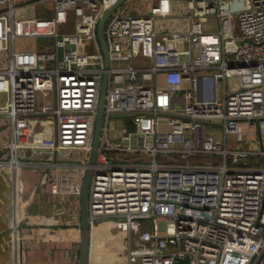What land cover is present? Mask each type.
I'll list each match as a JSON object with an SVG mask.
<instances>
[{
  "label": "built area",
  "instance_id": "2783aa9c",
  "mask_svg": "<svg viewBox=\"0 0 264 264\" xmlns=\"http://www.w3.org/2000/svg\"><path fill=\"white\" fill-rule=\"evenodd\" d=\"M134 1L107 21L106 68L98 29L118 0H0V117L12 131L0 165L14 184L15 264L25 167H45L52 207L69 216L58 225H76L81 243L77 173L92 166L105 73L88 264L99 262L102 225L103 239L125 241L128 264H253L264 253V0H186L182 18L172 0H146L143 14ZM172 18L179 29L158 30ZM131 113L135 129L115 123ZM203 155L223 162L158 160Z\"/></svg>",
  "mask_w": 264,
  "mask_h": 264
},
{
  "label": "crops",
  "instance_id": "0c3cea01",
  "mask_svg": "<svg viewBox=\"0 0 264 264\" xmlns=\"http://www.w3.org/2000/svg\"><path fill=\"white\" fill-rule=\"evenodd\" d=\"M163 23V20H158V30H164ZM10 125L8 118L0 117V145L10 141L12 136ZM255 147L260 148L261 145L257 143ZM8 156V150L6 152L0 150V161L6 160ZM44 170L45 167H25L21 173L20 232L24 237L22 244L24 264H79L80 244L74 240V237H79L78 227L58 225L69 216L55 213L52 207L51 186ZM58 171L56 169L54 172ZM13 185L11 174L0 165V264H15L16 261L11 240V226L16 206ZM104 232L105 229L101 226L97 233L99 237L97 264H128L126 249L118 242H113L114 240H104L102 238ZM110 244L116 246L113 251L109 247ZM253 264H264V253Z\"/></svg>",
  "mask_w": 264,
  "mask_h": 264
},
{
  "label": "water",
  "instance_id": "95a60500",
  "mask_svg": "<svg viewBox=\"0 0 264 264\" xmlns=\"http://www.w3.org/2000/svg\"><path fill=\"white\" fill-rule=\"evenodd\" d=\"M126 0H118L117 4H115L113 7L110 8L109 11L105 13L103 18L100 21L98 34H99V40H101V44L103 47L104 57H106V68H109L110 66V57H109V47H108V41L105 38V27L108 23V19L110 18V15L120 6L123 4V2ZM104 83L102 87V95L100 100V106H99V115L96 123V132H95V140L93 144V153L91 156L90 164L92 165L86 172L83 180H82V193L80 200L82 203L81 206V243H80V261L79 264H88L89 262V244H90V227H91V219L89 218V191L91 187V180L94 175V166L96 165L99 149H100V140L103 133V124H104V118L106 115L105 111V103H106V96H107V86L109 81V75L108 73L104 74ZM134 113H131L129 115H118V117H131ZM174 264H191V257L188 255L185 258H179L176 257L174 260Z\"/></svg>",
  "mask_w": 264,
  "mask_h": 264
},
{
  "label": "rangeland",
  "instance_id": "374dc122",
  "mask_svg": "<svg viewBox=\"0 0 264 264\" xmlns=\"http://www.w3.org/2000/svg\"><path fill=\"white\" fill-rule=\"evenodd\" d=\"M185 1L186 0H172V2L174 3V10H173V14L172 16H177L179 18H182V15H186L188 13V8L185 5ZM132 5H139V12L138 14H143L144 12L147 11V8L145 10V5H146V0H140L138 2H132ZM29 12V10H25L23 11L21 14L22 15H26ZM149 13H151V9H149L148 11ZM29 15L35 16V12L31 11ZM174 24V25H173ZM212 26L214 27L216 25V21L212 20L211 21ZM235 24L237 25V19L235 18ZM163 26L166 30L168 31H176L177 29H179L178 27V23L175 19H165ZM24 44L25 46H35V41L32 40H24ZM115 123L118 125H128L130 126V128L135 129L134 126H132V117H115ZM232 140V139H231ZM245 147V145L243 143H240L238 145H231V148H243ZM252 148H256L255 146ZM158 160L160 162H173V163H193L195 165H203L207 162H215L216 164H221L222 161V157L220 158L219 156H209V155H203V156H199V157H193L190 159H185V160H173L170 159L168 156H159ZM85 174H82L81 172L77 173V179L78 180H82L84 178ZM104 240H114L113 242L120 244V246L125 248V241L118 236L115 240V238H111V237H106ZM109 247L111 248V250L113 251V248L116 247L115 244H110ZM117 253V250H116ZM117 261H119V259H117Z\"/></svg>",
  "mask_w": 264,
  "mask_h": 264
},
{
  "label": "bare ground",
  "instance_id": "6f19581e",
  "mask_svg": "<svg viewBox=\"0 0 264 264\" xmlns=\"http://www.w3.org/2000/svg\"><path fill=\"white\" fill-rule=\"evenodd\" d=\"M102 227H104V229L106 228V226H105V225H102Z\"/></svg>",
  "mask_w": 264,
  "mask_h": 264
}]
</instances>
